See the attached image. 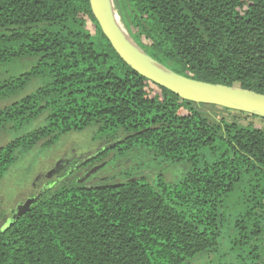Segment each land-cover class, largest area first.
Masks as SVG:
<instances>
[{
	"label": "trees",
	"instance_id": "1",
	"mask_svg": "<svg viewBox=\"0 0 264 264\" xmlns=\"http://www.w3.org/2000/svg\"><path fill=\"white\" fill-rule=\"evenodd\" d=\"M113 1L166 68L264 94V0ZM74 131L95 149L37 179L18 218V204L0 214V264H264V117L182 99L134 71L89 0H0V179ZM132 151L180 176L90 171Z\"/></svg>",
	"mask_w": 264,
	"mask_h": 264
},
{
	"label": "water",
	"instance_id": "2",
	"mask_svg": "<svg viewBox=\"0 0 264 264\" xmlns=\"http://www.w3.org/2000/svg\"><path fill=\"white\" fill-rule=\"evenodd\" d=\"M89 2L94 17L115 52L127 65L146 79L188 101L218 105L264 117V94L240 87L196 80L171 71L151 58L133 41L120 19L113 0H89ZM117 18L132 43L121 30ZM102 165H96L90 171L94 172ZM39 195L40 193L36 197H28L19 203L10 220L18 218L25 212Z\"/></svg>",
	"mask_w": 264,
	"mask_h": 264
},
{
	"label": "rangeland",
	"instance_id": "3",
	"mask_svg": "<svg viewBox=\"0 0 264 264\" xmlns=\"http://www.w3.org/2000/svg\"><path fill=\"white\" fill-rule=\"evenodd\" d=\"M95 142L91 140L88 131H74L61 136L48 147L35 146L22 156L17 162L9 166L0 179V214L11 211L32 193L37 191V179H45L53 171L57 162L67 158L72 151L77 153L93 151ZM104 169L95 170L97 177H112L121 180L123 174L130 177H143L153 173L162 172L166 180H174L181 173V166L172 164H155L150 158L134 151L122 156L114 157ZM52 170V171H51ZM51 171V172H50ZM50 172L49 174H47ZM54 174V173H53ZM124 174V175H125ZM46 180V179H45Z\"/></svg>",
	"mask_w": 264,
	"mask_h": 264
},
{
	"label": "bare ground",
	"instance_id": "4",
	"mask_svg": "<svg viewBox=\"0 0 264 264\" xmlns=\"http://www.w3.org/2000/svg\"><path fill=\"white\" fill-rule=\"evenodd\" d=\"M110 1H111V0H110ZM117 21L119 22V26H120L121 30L123 31V33L125 34V36L127 37V39L132 43L131 39H130L129 36L127 35V33H126V31H125L123 25L120 23V21L118 20V18H117Z\"/></svg>",
	"mask_w": 264,
	"mask_h": 264
}]
</instances>
